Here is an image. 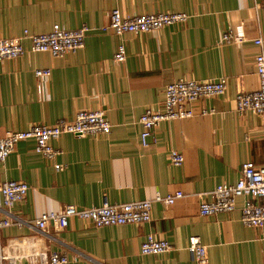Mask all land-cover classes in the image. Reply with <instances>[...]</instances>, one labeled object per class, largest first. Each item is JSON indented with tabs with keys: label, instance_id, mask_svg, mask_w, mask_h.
<instances>
[{
	"label": "crops",
	"instance_id": "1",
	"mask_svg": "<svg viewBox=\"0 0 264 264\" xmlns=\"http://www.w3.org/2000/svg\"><path fill=\"white\" fill-rule=\"evenodd\" d=\"M114 8L188 17L141 34L102 31ZM54 24L69 30L86 24L84 46L58 57L31 52L24 40L23 55L0 61V134L71 120L80 109L103 110L111 130L61 134L52 141L61 153L51 160L33 140L17 142L0 162V182L28 185L13 213L33 222L42 212L99 206L103 198L116 204L176 190L184 195L170 205L154 202L149 222L95 226L72 217L64 229L51 225L43 233L10 225L0 230L2 264H45L51 251L64 252L67 264H196L186 249L191 236L206 246L205 264H264V228L241 224L242 198L232 211L199 214L202 193L235 183L245 162L264 164L261 117L238 113L234 101L258 86L252 39L264 44V0H0V38L44 33ZM228 30H240L245 41H221ZM119 44L125 58L116 62ZM38 68L50 74L37 77ZM179 78H224L226 90L196 101L191 117L160 122L143 143L140 114L160 107L165 86ZM172 149L183 155L180 166L170 162ZM148 233L167 240L170 250L142 254Z\"/></svg>",
	"mask_w": 264,
	"mask_h": 264
},
{
	"label": "built area",
	"instance_id": "2",
	"mask_svg": "<svg viewBox=\"0 0 264 264\" xmlns=\"http://www.w3.org/2000/svg\"><path fill=\"white\" fill-rule=\"evenodd\" d=\"M109 21L100 29L116 34L131 32L145 33L175 23H183L187 14L183 12H155L123 15L114 8L109 12ZM89 30L86 24L79 28L69 30L54 24L44 33H30L24 30L21 36L0 38V61L17 58L26 52L23 41L30 42L29 51L48 52L53 56H63L84 46V38ZM245 36L240 30L225 31L220 40L224 42L242 43ZM258 51L254 56V67L258 86L254 91H240L235 96V110L238 113L251 111L261 117L264 131V44L260 37L252 39ZM125 58L124 45L119 44L113 59L120 62ZM50 74L48 68H38L35 75L46 76ZM226 90L224 78L213 80H193L179 78L168 83L164 89V98L160 107L146 108L139 116L142 125L141 139L152 134L153 129L162 121L182 119L195 114L193 104L203 98L221 95ZM202 114L210 110L202 109ZM111 123L101 109H80L75 112L71 120L60 118L53 124H30L23 130H7L0 134V162L14 149L17 142L33 140L34 150L44 158L55 159L61 153L52 141L61 134L71 133L77 136L108 134ZM170 162L175 166L183 163L181 152L172 149L169 154ZM56 170L61 164L55 163ZM28 185L24 181L6 180L0 182V230L10 225L18 227H34L40 232H46L52 225L56 230L64 229L68 220L77 217L90 221L95 226H114L126 223H139L150 221V211L154 202L166 205L172 204L176 198L184 194L181 190L168 193L164 196L156 194L153 198L135 200L124 203L111 204L103 198L99 206L76 208L66 205L58 212H42L35 220H28L13 213V206L21 201L27 194ZM199 202V214L203 216L229 212L236 207V200L242 198L240 207V222L242 225L254 228H264V164L256 165L245 162L241 167V176L233 184L220 183L212 190L202 193ZM171 245L165 239L157 238L148 233L140 244L142 254H160L170 250ZM190 259L196 264H205L207 261L206 246L197 236H191L186 246ZM5 258L0 254V264ZM70 258L64 252L51 251L45 264H67Z\"/></svg>",
	"mask_w": 264,
	"mask_h": 264
}]
</instances>
